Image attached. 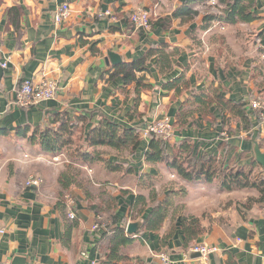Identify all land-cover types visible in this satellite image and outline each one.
<instances>
[{
    "label": "crops",
    "instance_id": "1",
    "mask_svg": "<svg viewBox=\"0 0 264 264\" xmlns=\"http://www.w3.org/2000/svg\"><path fill=\"white\" fill-rule=\"evenodd\" d=\"M182 1L0 0V264H110L103 258L105 249L100 247L102 229H92L96 217L88 208L90 202L84 189L97 195L96 199L111 194L117 203L114 213L119 220L127 216L135 195L146 194L147 190L138 185L143 173L159 175L162 185L184 186L189 193L187 182L195 180L181 179L172 170L165 174L159 164L144 159L147 139L142 130L152 120L169 119L172 135L166 143L168 150L174 143L187 139L193 143L197 155H220L227 151L228 158L236 156L235 159L246 163L253 158L252 140H256L264 152V123L252 121L249 133L241 131L239 122L234 120L225 126L215 105L207 117L196 114L187 126L175 124L181 102L210 85L220 86L227 98L241 104L247 102L243 105L247 110L251 100L264 97V85L256 88L251 78L260 46L257 38L255 42L248 38L249 32L256 37L264 30V0H254L253 11L258 18L249 23L216 21L201 30L206 12L216 9L196 4L198 14L189 23L171 18L167 28H149L143 35L128 26L127 16L136 8H145L155 20L171 16ZM63 3L69 5L70 15L57 25L54 11ZM211 3L208 1L206 5ZM106 11L111 15H101ZM93 42L98 48L96 54L91 52ZM162 42L179 49L173 58V70L160 75L155 68V56L146 63L150 73L145 75L154 89L141 93L135 110L134 81L128 82L124 89V76L115 68L137 60L152 45ZM109 50L122 57L121 63H106ZM2 63L6 66L2 67ZM182 73L190 84L182 94L176 96L173 91L161 88L165 81ZM42 78L56 80L53 98L27 108L15 104L23 80L37 82ZM62 112L72 117L85 115L90 128L106 117L123 127L136 128L142 139L140 150L133 155L104 148L108 160L123 162L120 171H108L99 162L78 161L83 184L65 192L64 211L57 201L58 176L65 169V152H46L39 142L23 136L24 127L29 126L31 131L37 125H53L54 116ZM248 134L252 137L248 138ZM129 167L131 173L126 172ZM32 176L41 179L38 186L25 185ZM129 178L133 179L132 185L126 184ZM157 184L161 192L163 187ZM214 185L215 180L201 182L194 189L205 190ZM256 195V191L249 194ZM67 196L75 201L73 210L78 222L66 240L63 237L70 223ZM196 216L201 219L204 231L188 249L183 248L184 238L176 218H167L158 232H139L142 219L126 220L125 225L129 222L141 225L133 235L136 238L123 252L141 258L146 264H197L198 257L192 256L190 249L194 244H206L217 248L209 254L208 264H264V206L254 204L234 211L228 214L230 219L213 224ZM107 223L110 225V221ZM171 225H176V230L164 243L161 237ZM162 256L166 257L165 262Z\"/></svg>",
    "mask_w": 264,
    "mask_h": 264
},
{
    "label": "trees",
    "instance_id": "2",
    "mask_svg": "<svg viewBox=\"0 0 264 264\" xmlns=\"http://www.w3.org/2000/svg\"><path fill=\"white\" fill-rule=\"evenodd\" d=\"M208 1L212 2L211 5H206ZM196 4L216 9L212 12H206L200 27L201 30H205L216 21L236 24L249 23L258 18L253 11L254 0H183L169 17L153 20L149 14L150 29L167 28L171 18H179L182 23L192 22L198 14V10L195 8ZM126 21L128 26L133 30L136 29L140 35L146 33L144 28H137L134 25L130 14ZM256 38L260 52L264 53V30L257 33ZM91 52L93 54L98 52L96 42H93ZM178 52V48H170V45L165 42L158 43L152 45L137 60L131 63H121L115 68L116 72L124 76V89L128 82L134 81L132 86L135 96L133 109H137L143 91L154 89L145 75L150 73L146 63L155 56V68L158 73L160 75L169 74L174 67L173 58ZM138 72L140 73L139 77H137ZM260 76L264 79V64H259L255 60L251 78L256 88H261L264 85V80L259 79ZM189 85V80L182 73L176 78L165 81L161 88L165 91H173L174 95L177 96L187 90ZM214 105L222 114L221 119L225 126L234 120L239 122L241 131L249 133L253 126L252 123L258 124L253 118V116L257 117V110L251 108L247 110L240 102L222 95L220 86L214 85L197 90L182 101L175 117V124L178 127L187 126L196 114L207 117L211 114L210 111ZM23 136L31 142H39L46 152H65V169L58 176L60 191L58 192L57 203L62 211L66 209L65 192L74 185L82 186L83 184V179L80 177L81 171L77 167L78 161L83 163L99 162L108 171H120L123 169V162L108 160L104 148L112 149L118 154L133 155L140 150L142 145L140 132L136 128L123 127L106 117H102L96 125L90 128L88 118L85 115L72 117L67 112L55 115L53 125L49 124L44 127L37 125L31 131L29 126L24 127ZM247 137L251 138L252 135L248 134ZM167 140L158 135H151L143 152L144 159L154 165L164 164L174 171L179 178L186 181L212 182L219 180L221 188L228 191L242 188L254 189L257 195L249 196L247 202L237 207L238 211L248 209L254 204L264 206V170L254 158L246 163H241L235 159L236 156L228 158L227 151L220 155L208 153L197 155L194 152L193 143L187 139L174 143L171 150H168L166 147ZM254 170L258 172L252 178L251 175ZM126 172L131 173L132 168H126ZM160 180L159 175H152L149 172L141 174L138 185L146 189L147 192L134 196L127 216L121 220L114 213L117 203L111 194H108L106 198L98 196L99 198L96 199L97 195H92L84 189L85 196L89 198L88 201L90 202L88 208L94 212L98 229H102L100 247L105 249L103 258L108 263L146 264L141 258L131 257L123 252V248L136 238L126 233V220L139 221L142 219L139 232H158L167 218L170 217L172 220L176 218V223L182 230L184 249H188L204 231L201 219L193 214H185V205L175 199L186 195L187 189L184 186L174 188L173 186L162 185L163 188L160 192L156 186ZM107 221H110V225H114V227H111ZM77 222L76 215L70 219L63 239L70 238ZM175 230L176 225H171L161 237V241L165 243L173 236Z\"/></svg>",
    "mask_w": 264,
    "mask_h": 264
},
{
    "label": "built area",
    "instance_id": "3",
    "mask_svg": "<svg viewBox=\"0 0 264 264\" xmlns=\"http://www.w3.org/2000/svg\"><path fill=\"white\" fill-rule=\"evenodd\" d=\"M70 15V7L68 4L63 3L58 5L54 11V22L58 25L64 22ZM103 16H110L111 13L106 11L102 13ZM131 20L137 28H144L148 30L150 28L149 24V12L145 8H136L130 14ZM2 67L6 66V63L1 64ZM57 91V82L53 78H42L39 81L35 82L31 79H25L21 82L19 88L17 89L15 104L20 107H30L36 106L39 103L49 100L54 97ZM250 108L257 110V117H254V120L258 123H264V97H259L250 101ZM142 135L145 139L151 135L161 136L163 139L167 140L172 135V125L168 118L156 119L148 122L145 128L142 130ZM41 182V179L38 177H29L25 185L26 186H38ZM67 204L69 207L68 217L70 219L75 217V212L73 206L75 201L72 197L67 196ZM92 229H98L97 224L92 225ZM192 252H198L200 256L198 257L197 264H208V256L211 253L217 251L215 246L206 245V244H196L191 249ZM162 261H166V257H161Z\"/></svg>",
    "mask_w": 264,
    "mask_h": 264
},
{
    "label": "rangeland",
    "instance_id": "4",
    "mask_svg": "<svg viewBox=\"0 0 264 264\" xmlns=\"http://www.w3.org/2000/svg\"><path fill=\"white\" fill-rule=\"evenodd\" d=\"M220 27L223 30L224 27ZM248 38L251 40V42H255V33L249 32ZM258 54L259 56L257 62L259 64H264V53L260 52ZM159 167L165 174L168 172L167 170H170L169 168L166 169V167L162 164H159ZM257 172L258 171L254 170V173L251 175V177H255ZM132 180V178L127 179L126 184L132 185ZM177 183L180 184L181 182L179 181ZM162 184H164L163 180L157 185L160 187ZM187 184L190 186L189 193L175 198L176 201L180 203L184 202L185 205L188 204L189 209L186 206V209H184L185 214L199 215L205 222L210 224L221 221L224 222L230 219L228 214L238 211L237 207L247 202L249 194L252 191H255L251 188H242L236 190L233 189L235 192H230L221 188L219 180L215 181L214 187L205 188V190L194 189V187L198 186V184H201V182L196 183L195 181H192L190 183L187 182ZM218 189L222 191L218 192Z\"/></svg>",
    "mask_w": 264,
    "mask_h": 264
},
{
    "label": "water",
    "instance_id": "5",
    "mask_svg": "<svg viewBox=\"0 0 264 264\" xmlns=\"http://www.w3.org/2000/svg\"><path fill=\"white\" fill-rule=\"evenodd\" d=\"M105 61L107 64H119L122 61V57L119 56L114 51H107ZM2 75V70L0 69V77ZM247 102H242V105H246ZM252 152H253V158L256 160V162L262 167L264 170V152L261 151L260 146L256 140H252ZM141 222H129L126 225V233L128 235H134L138 232L140 228ZM192 256L199 257L200 254L198 252H193Z\"/></svg>",
    "mask_w": 264,
    "mask_h": 264
}]
</instances>
